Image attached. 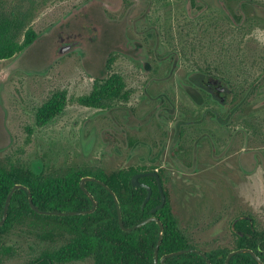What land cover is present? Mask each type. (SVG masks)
Masks as SVG:
<instances>
[{"label":"flooded vegetation","instance_id":"obj_1","mask_svg":"<svg viewBox=\"0 0 264 264\" xmlns=\"http://www.w3.org/2000/svg\"><path fill=\"white\" fill-rule=\"evenodd\" d=\"M219 1L229 18L224 0ZM97 2L65 19L50 50L57 62L65 59L74 66L76 61L91 80L87 95L73 102L88 117L69 139L81 153L95 155L98 166L74 168L95 174L79 177L78 187L82 179L94 178L119 191L123 203L119 200V207H153L150 213L156 207H185V199L196 207L204 201L210 207L205 225L226 227V234L213 235L220 241L204 251L189 240L183 219L172 209L188 248L224 264L230 252L244 245L242 249L252 251L264 264V70L261 76L257 61L213 60L208 49L202 53L204 49L181 48L168 37L165 13L151 11V1ZM202 8L200 0H186V17L193 16L192 10L196 11L192 18L197 17ZM155 15L156 23L151 20ZM241 16L239 11L231 17L236 22ZM106 85L112 90L97 92L92 107L78 102L95 87ZM68 101L65 94V105ZM44 103L35 110L26 134L33 136L34 129L47 125L65 108L39 125L36 115ZM21 166L35 175L45 174L41 157ZM59 174L69 178L68 171ZM88 183L97 184L86 181L85 189ZM228 238L232 246L214 247ZM225 250L228 253L223 254ZM12 253H0V264ZM42 254L27 264L42 263ZM82 261L94 264L92 257L72 262ZM46 263L70 262L46 258Z\"/></svg>","mask_w":264,"mask_h":264},{"label":"rangeland","instance_id":"obj_2","mask_svg":"<svg viewBox=\"0 0 264 264\" xmlns=\"http://www.w3.org/2000/svg\"><path fill=\"white\" fill-rule=\"evenodd\" d=\"M97 1L102 0H3V3L8 19L21 23L23 32L31 30L38 36L54 30L57 25L66 21L64 19ZM148 1L153 2L151 11L165 13V28L168 29V37L173 39V43L180 44L181 48L184 46L187 51L193 47L204 49L202 53H206L208 49L213 60H245L249 61L248 64L257 61L255 63L261 69L260 75H263L264 0H224L229 18L222 12L218 0H200L203 8L195 18H192L196 14L195 10L191 12L192 17H186V0ZM147 2L141 10L146 8ZM238 2H244L239 9ZM239 11L241 20L235 22L231 16L233 12ZM151 20L156 23L157 16ZM23 32L18 40L20 44L23 42ZM50 46V43L39 46L44 51L39 53L38 50L30 58V66L24 62H21L23 67L16 66L20 53L10 59L0 60V144L3 130L10 136L9 146L1 148L0 164L8 166L10 162L17 160L18 164L26 165L35 157H41L45 173H62L67 167L94 170L98 166L95 155L81 153L78 145L69 139L70 134H76L78 131V124L88 117L87 112L82 109L79 111L73 102L80 95H87L91 80L85 76L80 66L76 65V61L74 66L72 63L67 65L65 59L60 62L56 59L48 64L45 52L49 56ZM60 90H63L69 99L63 112L44 127L34 129L33 136L26 134L25 129L31 125L30 119L38 106L47 101L52 93ZM34 166L40 168L37 162ZM185 200V207L171 208L177 217L183 219L184 228L181 227L190 237L189 240L204 251H209L213 247L210 243L220 241L213 235L221 236L222 231L226 234L227 228L214 227L211 222L205 225L204 219H207L210 211L206 202L200 201L196 207L195 202ZM36 233H39L37 228ZM2 238L4 246L10 247L14 252L5 260V264H27L35 260L40 253L54 251L62 244L61 241L54 244L41 241L36 235H27L23 229L12 230ZM230 240L231 238H228V241L219 242L214 247L232 246ZM68 264L89 263L82 261Z\"/></svg>","mask_w":264,"mask_h":264},{"label":"trees","instance_id":"obj_3","mask_svg":"<svg viewBox=\"0 0 264 264\" xmlns=\"http://www.w3.org/2000/svg\"><path fill=\"white\" fill-rule=\"evenodd\" d=\"M19 22L11 21L4 13V3L0 0V60L10 59L23 51L31 44L36 34L31 30L23 32ZM23 32V42H18ZM112 87H114L112 85ZM109 85L103 88H94L90 95L78 100L81 105L93 106L95 94L99 91L110 92ZM65 105V93H54L45 102L36 115L39 125L45 124L58 113ZM69 178L58 172H43L35 175L18 163L10 162L8 166L0 164V219L2 209L10 189L20 184L25 186L31 194L33 204L43 211L73 212L87 211L91 208L89 199L80 191L78 179L82 176L95 175L87 169L70 168ZM103 180V179H102ZM105 181V180H103ZM86 189L93 195L97 207L91 214L80 216H43L34 213L24 191H15L11 197L6 221L0 227V253H9L10 247L4 246L3 238L12 230H22L27 235H36L39 240L54 243L60 240L62 244L52 252L41 255L42 263L72 262L92 257L94 264H152L153 251L158 237V226L154 222L132 231H122L117 223L115 207L112 197L100 186L88 183ZM114 192V191H113ZM118 196L119 191L115 190ZM153 207H120L122 223L125 227H132L148 217H156L163 225V238L158 249V257L189 247L184 234L179 229L177 218L171 207H162L155 213H150ZM26 228V229H25ZM28 228V229H27ZM39 233L35 234V229ZM27 230V231H25ZM244 248L238 245L237 249ZM223 254L227 250L221 251ZM46 257V258H45ZM211 264H223L207 255ZM165 264H205L197 255H179L165 260ZM229 264H256L247 254L232 257Z\"/></svg>","mask_w":264,"mask_h":264},{"label":"water","instance_id":"obj_4","mask_svg":"<svg viewBox=\"0 0 264 264\" xmlns=\"http://www.w3.org/2000/svg\"><path fill=\"white\" fill-rule=\"evenodd\" d=\"M63 26H64V22H61L59 25L56 26V28L54 30L48 31V32L43 33L41 35H38L31 44H29L26 48L23 49V51L20 52V54L17 57L16 66L19 65L20 67H23L21 62H24L28 66H30L31 65L30 62H29L30 58L33 55H35L38 50H40L39 53H42L44 51V49L43 48L40 49L39 46H45L46 44L50 43V45H51L50 46V50H51L52 45L55 44V40H54L55 38L54 37H55V35H57V34H55V32L59 28L61 29ZM59 53L63 54L64 53V49H61L59 51ZM45 57L47 58L46 61H48V64H50L51 62H54L56 60V57H52L51 54H49V56H48L46 52H45ZM13 68H15V66ZM1 137H2L1 138L2 142L0 144V150H2L1 148L4 149L5 147H8L9 144H10V136L8 135L7 131L3 130V132L1 133ZM86 181H94L97 184H99L102 188H104L105 190H107L109 192V194L112 197L113 202L115 203L117 223H118L119 228L122 231L129 233V232H132V231H134V230H136V229H138V228H140V227H142L145 224H148L150 222H154V223L157 224V226H158V237L156 239L157 242H156V245H155V248H154V251H153V263L152 264H158V263L159 264H165V260L168 259V258H172V257H175V256L184 255V254H188V253L197 254V255H199L200 257H202L204 259L205 264H210L209 260L205 256V254H203V253H201V252H199L197 250L190 249V248L184 249V250H180V251H176V252H173V253H170V254H166V255L162 256L160 259H158V249H159L160 243L162 241L161 239L163 238V225L159 221V219H157L155 217H151V218H148V219H145V220L139 222L138 224H136V225H134L132 227H125L123 225V223H122V217H121V211H120V207H119V202H118V199H117L115 193L107 185H105L104 183H102L100 181H97L96 179L90 178V177L82 179L80 181V183H79L80 190L89 198V200H90V202L92 204V207L89 210H87V211L57 212V211H43V210H40L33 204L30 191L25 186L20 185V184L14 185L10 189V191L7 193V196H6V199H5V202H4V206H3V209H2V216H1V219H0V227H3V225H4L5 221H6L7 211H8V208H9L11 197H12L13 193L15 191H18V190H22V191L25 192V194H27V200H28V205H29L30 209L34 213H36L38 215L65 217V216H80V215H87V214L93 213L95 211V209H96V203H95L93 197L86 191V189L84 187V183ZM161 208L162 207H156V208L152 209V212H155L156 210H159ZM241 254H249L252 257V259L257 264H262L260 259L252 251H250L248 249H239V250L230 252L227 255V257L225 258L224 264H229V261H230V259L233 256L241 255Z\"/></svg>","mask_w":264,"mask_h":264}]
</instances>
